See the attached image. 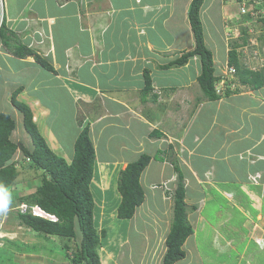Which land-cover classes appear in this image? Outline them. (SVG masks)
Instances as JSON below:
<instances>
[{
	"label": "crops",
	"instance_id": "0c3cea01",
	"mask_svg": "<svg viewBox=\"0 0 264 264\" xmlns=\"http://www.w3.org/2000/svg\"><path fill=\"white\" fill-rule=\"evenodd\" d=\"M190 1L2 0L0 11L19 42L52 67L45 68L32 55L16 57L0 42V112L6 113L5 102L12 105L10 97L17 89L16 99L29 106L49 148L67 162L81 128L77 117L89 122L95 151L89 184L95 227L108 230L101 217L113 215L110 224L116 219L114 230L119 233L114 238L123 237L124 223H117L116 216L117 176L144 151L151 157L140 175L144 198L133 216L123 221L144 216V221L152 219L150 226H157L155 219H170L169 194L175 180L171 162H177L192 232L181 246L184 257L173 264H201L195 228L203 220L200 212L208 199L206 191L236 196L237 189H222L219 184L249 183L250 176L264 186V86L241 90L247 86L238 82L237 92L206 100L197 84L198 55L184 65L168 66L194 46L187 18ZM234 6L230 0H203L199 9L204 43L212 53L217 76L224 74L228 64L226 39ZM218 39L224 48L216 56ZM145 75L150 79L148 90H144ZM195 85L200 94L186 112ZM224 106L231 116L224 113ZM14 108L10 109L13 114L7 113L14 120L9 138L32 150L22 113ZM7 163L17 170L27 165L20 149ZM21 180V186L29 183ZM30 181L35 182L34 178ZM160 225L166 228V237L170 225ZM130 230L134 231L132 224ZM112 237L107 239L111 242ZM165 237L159 264L166 250ZM220 237L224 239L217 232L211 244Z\"/></svg>",
	"mask_w": 264,
	"mask_h": 264
},
{
	"label": "trees",
	"instance_id": "16d2710c",
	"mask_svg": "<svg viewBox=\"0 0 264 264\" xmlns=\"http://www.w3.org/2000/svg\"><path fill=\"white\" fill-rule=\"evenodd\" d=\"M203 0H191L187 9V18L193 34L194 46L184 51L168 66H181L189 57L198 55L200 72L197 83L206 100H216L223 95L237 92L225 86L221 93L215 91V83L219 76L214 73L212 53L204 43L202 24L199 18V9ZM264 29V17L259 19ZM246 27H240L242 43L247 41ZM234 39L227 50L228 63L235 68V75L241 85L250 89L264 86V67L250 69L242 67L238 57L237 47L241 44ZM0 42L11 54L16 57L32 55L36 61L47 69L52 67L43 57L32 49L19 42L15 33L8 30L4 18L0 23ZM150 79L145 75L144 90H148ZM227 84V83H226ZM17 89L12 91L10 101L22 113V123L29 134L33 148L28 150L21 142H12L10 134L14 128V120L7 114L0 112V186L9 188L16 180L18 170L13 163H7L16 149H20L25 157L29 158L27 164L35 170L41 171V183L29 194L19 197V202L36 205L55 216V220L44 219L29 213H18L19 222L42 236H59L72 240L74 247L69 257L71 263L101 264L97 252L100 243L93 220L94 200L89 184L93 174L95 151L89 134V122H84V117H77L76 121L81 126L74 144L73 155L70 162L54 153L40 134L29 106L16 99ZM158 158L159 156L156 155ZM148 154H140L134 161L128 162L117 176V189L120 193V202L116 216L129 219L144 198L140 175L150 160ZM175 161V160H174ZM172 161L175 173L174 188L170 198L172 200L171 221L165 237L166 250L161 264H173L184 257L182 244L192 232L187 219V206L185 204V188L183 175L177 162ZM194 209V207H193ZM75 226L80 232L79 242L75 241ZM105 233V232H103ZM65 248H70L64 244ZM68 256V255H67Z\"/></svg>",
	"mask_w": 264,
	"mask_h": 264
},
{
	"label": "rangeland",
	"instance_id": "374dc122",
	"mask_svg": "<svg viewBox=\"0 0 264 264\" xmlns=\"http://www.w3.org/2000/svg\"><path fill=\"white\" fill-rule=\"evenodd\" d=\"M236 10L237 8L234 6V9L232 8L230 11L234 19H232L233 22L229 27L231 31L228 32L230 34L228 38L226 34V41L228 40L229 44L234 39H238L239 42L241 41L239 39L241 35V24L238 23L246 22L237 20V16L235 15L237 13ZM2 18L3 13L1 14L0 12V23ZM247 21V25L252 24L251 19ZM253 28L256 29V33L251 37H257V45L252 46L253 49L249 45L238 46L237 51H239L238 57L242 67L257 69L259 67H264V30L262 24L258 21L255 22L252 27V33H254ZM208 34L209 31L207 32V35ZM206 40L210 43L208 37H206ZM216 42L218 43V47L214 52L217 56L223 53L224 43L222 44L221 39L216 40ZM219 44L221 45L220 47ZM253 52H257V56L253 55ZM221 75L222 74H220L219 77ZM225 78L227 80L225 86L229 88H233L238 83L235 73L225 76ZM10 85L12 84L10 83ZM225 86L221 87L223 88ZM196 87L197 89L192 88L193 92H189L193 99L191 97L190 102L187 100L188 106L185 107L186 112L191 110L193 106L192 103L196 98L195 96L200 94L198 86ZM247 88L248 86L246 88L241 86L239 89L247 90ZM2 90L3 88H0V94ZM181 95L184 100V93ZM10 109L15 108L10 103L5 102L4 112L13 114ZM15 111L20 114L18 110ZM224 113L228 116L232 114L227 106H224ZM18 125L17 121V126ZM144 152L146 153L147 151ZM25 163L27 162L25 161ZM23 167V169L18 170L15 182L9 188H6L11 196L8 211L6 214L0 213V264H73L69 260L72 254L71 248L74 247L72 240L62 236H42L19 222L15 208V206L20 203L19 197L32 193L36 189V182L38 185L41 183V171L31 168L29 164H25ZM222 172L224 173V171L221 170V175ZM173 175L175 177V173ZM18 178H21V181L24 182L29 181V183L25 186H21ZM31 178H34L35 182H31ZM256 182L258 183L253 184L246 181L244 184H238L231 181V183H226V185L219 184L222 189H237L236 196L231 194H227L228 197L223 196L220 192L213 189L206 191L208 199L200 212V217L203 220L199 226L195 228V239L197 240L198 251L200 255L203 256L201 264H264V245L258 247L256 244L259 240L264 242V186L260 185L259 181ZM18 188L19 192L17 191ZM172 190L173 189H171L170 194ZM171 210L172 207L170 206V211ZM257 213L261 214V217L259 216L258 219L256 217ZM112 217L113 215L101 217L102 223L107 226L106 228L108 230L105 231L103 228H99L98 226L95 227L98 234L103 238L97 246L100 263L159 264L162 249H164L163 241L166 228L162 225L158 227V224L161 223L165 225L169 223L170 225L171 214L170 219L165 216L161 221L155 219L156 222L154 223L157 224V226H150L153 223V221H151L152 219L144 221V216L133 218L128 220V222H125L127 220L123 221V219L116 217L117 223H124V226L121 228L125 233H120L123 235L122 238H114L118 232L114 230L116 219L110 224ZM255 223L258 224L256 228L254 226ZM131 224L134 229L133 232L130 230ZM162 228H164V230H162ZM217 232L224 239L222 240L220 237L219 241L212 245V239ZM75 235V241L79 242L80 232L77 226H75ZM110 237H112L111 242L107 239H110ZM228 240L229 244L225 245V241ZM125 243L128 245H125ZM64 244L68 245V247L70 246V248H65ZM136 252L140 255H136ZM205 256L209 258L206 259ZM81 264L85 263L82 262Z\"/></svg>",
	"mask_w": 264,
	"mask_h": 264
},
{
	"label": "built area",
	"instance_id": "2783aa9c",
	"mask_svg": "<svg viewBox=\"0 0 264 264\" xmlns=\"http://www.w3.org/2000/svg\"><path fill=\"white\" fill-rule=\"evenodd\" d=\"M230 1L236 5L237 11H238V19H241V21H246V22H244L245 24L244 23H238V24H241L240 26L246 27L245 33L247 35V41L245 43H242V41H240L241 44L239 46L249 45L253 49L252 46L257 45L256 42L258 41V39H257V37H251L252 35H254L256 33V29L253 28L254 33H252L251 30H252V27L254 26V23L257 21L260 22L259 19L264 17V0H230ZM0 9H2V0H0ZM250 19L252 21V24L247 25L248 24L247 20H250ZM234 29H235V27H234ZM228 36H230L229 33H228ZM252 54L257 56L256 55L257 52H253ZM234 73H235L234 66L228 63L226 66L225 73L223 75H221L219 77V80L215 83L214 88H215V91L217 93H221L222 92L221 86H225L227 83L225 75H233ZM25 160L29 161V158L26 157ZM251 178L254 181L256 179L254 177H251ZM28 208L29 207L26 203H20L17 206L19 213L28 212ZM30 211H31V213L35 214L38 212V209L36 207H32ZM258 245L263 246L264 242L259 240Z\"/></svg>",
	"mask_w": 264,
	"mask_h": 264
},
{
	"label": "clouds",
	"instance_id": "9594fccd",
	"mask_svg": "<svg viewBox=\"0 0 264 264\" xmlns=\"http://www.w3.org/2000/svg\"><path fill=\"white\" fill-rule=\"evenodd\" d=\"M234 4V3H233ZM235 7H236V5H235ZM0 11H1V9H0ZM236 15H237V20H241V19H238V11L236 10ZM261 23V22H260ZM234 24H236V23H234ZM239 42V41H238ZM240 43V42H239ZM228 49H229V47H228ZM23 157H24V159L26 158L24 155H23ZM26 161V160H25ZM27 163H28V161H26ZM249 181H250V183H253V184H257L258 182H256L257 180L255 179V181L254 180H252V178H251V176L249 177ZM228 197V196H227ZM10 202H11V196H10V194H9V192L7 191V189H5L3 186H0V213H7V211H8V208H9V204H10ZM20 203H24V202H20ZM20 203H18L16 206H15V208H16V212H18L19 213V211H18V209H17V206L20 204ZM28 205V204H27ZM28 212H26V213H29V214H31V215H33V216H39V217H42V218H44V219H48V220H55L56 218H55V216H53L52 214H50V213H48V212H46L45 210H43V209H41L40 207H38V206H36V205H28ZM32 207H36L37 209H38V212L37 213H35V214H33V213H31V208ZM22 214V213H21ZM256 244H257V246L258 247H260L259 245H258V243L256 242Z\"/></svg>",
	"mask_w": 264,
	"mask_h": 264
}]
</instances>
